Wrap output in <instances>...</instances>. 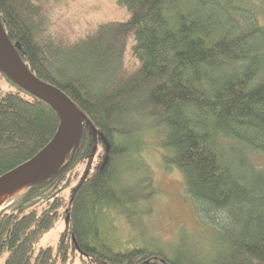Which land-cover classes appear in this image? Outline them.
I'll use <instances>...</instances> for the list:
<instances>
[{
  "label": "trees",
  "instance_id": "1",
  "mask_svg": "<svg viewBox=\"0 0 264 264\" xmlns=\"http://www.w3.org/2000/svg\"><path fill=\"white\" fill-rule=\"evenodd\" d=\"M113 1L120 18L80 26L61 21L68 0H0L23 63L83 116L62 163L0 209V264H264V0ZM59 121L0 70V176ZM154 148L196 222L125 246L117 221H153ZM60 219L56 244L37 248Z\"/></svg>",
  "mask_w": 264,
  "mask_h": 264
},
{
  "label": "rangeland",
  "instance_id": "2",
  "mask_svg": "<svg viewBox=\"0 0 264 264\" xmlns=\"http://www.w3.org/2000/svg\"><path fill=\"white\" fill-rule=\"evenodd\" d=\"M63 10L61 21H64L68 17L69 21L74 24H81L80 26L86 25L89 21L118 19L123 15V12L114 6L113 0H68ZM7 86L6 82L3 81L1 83V88L7 89ZM154 149L155 151L150 149L143 154L151 168V177L158 191L153 197L152 210L148 217L149 220L153 221H149L148 224L147 218H143V228L140 227L138 229L130 225L126 227L123 221H117L116 225L117 228L119 226L120 233L115 238H118L125 246L141 244L142 234L147 233L149 227H153L156 230L155 233L160 234L163 239H166L174 235L179 230V227L190 231L196 222L192 214L191 201L185 193L183 177L175 169L165 170L161 166L159 151L157 148ZM132 218L134 224L138 225L140 222L142 223L141 217L140 219L138 218L139 221L134 219V217ZM55 224L50 231L43 234L44 236L36 244L37 248L54 246L56 244L60 233L65 228V223L60 219ZM73 264H79L78 259H75Z\"/></svg>",
  "mask_w": 264,
  "mask_h": 264
},
{
  "label": "water",
  "instance_id": "3",
  "mask_svg": "<svg viewBox=\"0 0 264 264\" xmlns=\"http://www.w3.org/2000/svg\"><path fill=\"white\" fill-rule=\"evenodd\" d=\"M0 27L2 34H4L1 24ZM4 38L8 48L0 47V70L2 73L23 89L49 101L56 108L60 121L56 133L46 146L26 162L19 164L0 176V192L19 187L23 188L33 181L50 174L43 175L55 159L61 157L60 163H62L64 157L70 151V147L78 141L83 117L80 110L73 105L69 97L60 90L43 83L36 75L32 74L28 66L23 63L20 55H18L16 47L11 45L6 34H4ZM16 46L18 47V45ZM67 221L68 216L66 217Z\"/></svg>",
  "mask_w": 264,
  "mask_h": 264
},
{
  "label": "bare ground",
  "instance_id": "4",
  "mask_svg": "<svg viewBox=\"0 0 264 264\" xmlns=\"http://www.w3.org/2000/svg\"><path fill=\"white\" fill-rule=\"evenodd\" d=\"M0 47H3L4 48H8V45H6V42H5V38H4V34H2V29L0 27ZM61 157L55 159V161L50 164V166L45 170V172L43 173V175H46L48 173H50V171L52 169H54L55 167H57L60 162H61ZM21 187L19 188H15V189H12V190H8V191H2L0 192V208L4 205V203L8 200L9 201V198L14 196L15 194L17 195V192H19Z\"/></svg>",
  "mask_w": 264,
  "mask_h": 264
}]
</instances>
